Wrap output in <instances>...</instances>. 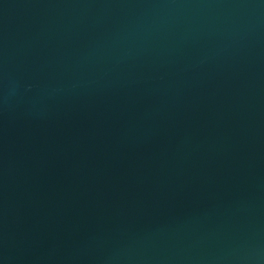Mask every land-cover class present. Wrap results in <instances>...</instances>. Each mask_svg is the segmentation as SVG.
Returning <instances> with one entry per match:
<instances>
[{
	"label": "water",
	"instance_id": "1",
	"mask_svg": "<svg viewBox=\"0 0 264 264\" xmlns=\"http://www.w3.org/2000/svg\"><path fill=\"white\" fill-rule=\"evenodd\" d=\"M0 264H264V0H0Z\"/></svg>",
	"mask_w": 264,
	"mask_h": 264
}]
</instances>
